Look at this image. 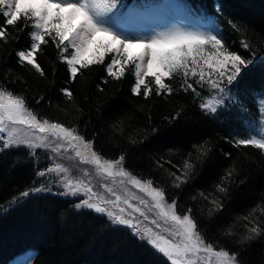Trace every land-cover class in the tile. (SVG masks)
I'll return each mask as SVG.
<instances>
[{
  "label": "trees",
  "instance_id": "16d2710c",
  "mask_svg": "<svg viewBox=\"0 0 264 264\" xmlns=\"http://www.w3.org/2000/svg\"><path fill=\"white\" fill-rule=\"evenodd\" d=\"M124 1L127 6L138 0ZM186 1L194 13L215 17L226 45L253 61L243 78L230 86L231 98L216 113H202L199 100L183 91L136 96L131 91V66L121 80L107 77L102 65L91 66L71 83L74 99L69 101L60 91L68 86L66 66L57 60L53 47L40 57L44 77L17 63L15 50L27 46L30 28L20 34L18 42L10 36L8 43H0V85L23 95L39 117L74 125L86 138L95 137V150L102 157L118 159L124 154V167L133 175L153 179L154 186L166 188L169 202L178 198L181 207L194 209L209 241L238 249L243 264H264V232L252 241L236 244L251 227L264 228V150L229 143V138H248V124L261 115L264 0ZM3 19L0 16V23ZM229 20L240 30L232 29ZM242 40L249 42L253 51L243 49ZM181 79L177 74L166 82L176 87ZM98 84L103 91L97 89ZM40 96L45 99L37 104ZM176 112L181 115L172 120ZM152 128L158 131L152 133ZM205 141L210 149L206 162L197 164L187 184L172 187L169 173L180 175L178 169L189 159L188 153L193 161L196 158L192 145ZM35 152L33 157L23 146L0 151V264L10 263L27 250L34 252L30 264H169L125 226L113 224L107 214L87 206L75 207L82 201L80 196L62 195L48 175L38 177L36 172L49 167V159L44 150ZM158 160L163 167L157 165ZM230 168H235V183L229 185L225 198L215 186ZM41 185L51 191L33 192L9 207L12 197ZM200 192L208 199L201 198ZM193 196L197 199L192 200ZM216 197L223 200L224 208L210 217V201ZM229 227L234 236L224 237L222 232Z\"/></svg>",
  "mask_w": 264,
  "mask_h": 264
},
{
  "label": "snow or ice",
  "instance_id": "6c2138e0",
  "mask_svg": "<svg viewBox=\"0 0 264 264\" xmlns=\"http://www.w3.org/2000/svg\"><path fill=\"white\" fill-rule=\"evenodd\" d=\"M120 5L121 0H0V16L4 18L0 23V43H8L10 36L18 42L20 34L30 28L27 46L15 50V55L18 64L30 66L41 77L46 76V71L42 67L40 57L46 48L53 47L57 60L66 66L68 86L62 87L60 91L69 101L74 99L71 83L91 66H104L107 77L114 80L123 79L131 66L134 76L131 91L136 96L150 98L153 95L166 96L183 91L190 93L194 101L199 100L198 108L205 114L216 113L218 108L225 104L226 98H231L230 86L241 80L253 63L252 59L231 50L219 32L214 34L213 31L175 30L150 37L125 36L115 19L119 15ZM228 24L232 29L240 30L233 21L229 20ZM10 29H14V32ZM241 47L253 51L252 45L243 40ZM177 74H181L182 79L176 87L166 82L175 79ZM103 83H107V78ZM96 87L99 91L104 90L99 84ZM44 99V96H40L36 103L39 104ZM180 115L181 112H176L171 119L175 120ZM261 115L264 117V108L261 109ZM16 125L46 134L38 137L41 141L52 137L55 141L67 142L68 148L73 149L75 155L83 162L97 165L110 176L113 175L112 169L118 168L116 174L129 177V183L151 197L154 207L159 210L158 217L170 225L164 229L168 235L153 232L150 228L142 229L141 221L131 213L126 217V209L120 207L121 197L112 192L111 188L108 191L112 192L115 199L106 200L104 204L118 208L119 213L107 206L91 203L94 193L90 187L81 185L79 181L74 184L71 179L64 178L67 191L61 193L62 195H78L82 188L85 194H91L75 207L87 206L97 213L107 214L113 224L125 226L140 241L162 254L169 264H198L199 259H203L204 264H243L238 249L221 245L219 241L208 240L201 229L200 218L192 207H181L178 198H172L169 202L165 187L154 186L153 179L138 178L128 171L124 167V154L118 159H103L95 150V137L86 138L74 125L65 126V123L39 117L26 103L23 95L15 94L0 85V134L6 133L0 135V151L23 146L35 157V150L45 145L34 143L27 138L13 137ZM9 128H12V131H9ZM150 131L155 133L158 129L152 128ZM229 143L237 147L255 146L264 150V130L259 134V138L233 137L229 138ZM50 144L51 142L48 146ZM206 145L207 141L192 145L197 153L195 160L191 159L192 153L189 152V159L184 161L182 169H178L180 175L176 172L169 173L172 177V187L179 189L187 184L197 164L206 162L210 151ZM60 147H63V144L58 143L53 151H58ZM88 154L91 160L88 159ZM225 155L231 156V153ZM167 163L171 164V161ZM157 165L163 167L160 160ZM57 171H64L60 164L39 170L36 175L44 177ZM234 173L235 168L226 169L215 186V191L223 194L225 198L229 195V185L235 183ZM41 191L51 189L43 185L31 187L12 197L9 207L31 193ZM199 196L208 199L204 192H200ZM196 199V196L192 197V200ZM140 203L145 204L146 201L141 199ZM210 203V217L224 208L223 200L219 197L213 198ZM124 204L134 212L140 213L145 220L149 219L139 206L130 204L128 200H124ZM244 219L247 220L248 217ZM151 223L157 229L161 228L157 219H152ZM262 232L264 228L253 226L248 229V235L236 241V244L242 245L252 241L261 236ZM222 235L233 237L234 233L229 227Z\"/></svg>",
  "mask_w": 264,
  "mask_h": 264
},
{
  "label": "rangeland",
  "instance_id": "374dc122",
  "mask_svg": "<svg viewBox=\"0 0 264 264\" xmlns=\"http://www.w3.org/2000/svg\"><path fill=\"white\" fill-rule=\"evenodd\" d=\"M125 1L121 0L119 15L116 19L119 27L122 29L125 36L128 37H150L157 33H167L175 30L184 31H200L208 32L213 31L214 34L219 32V27L215 17L207 16L204 14H196L189 6L186 0H138L131 4L125 5ZM133 13L129 15V13ZM135 51V49H133ZM207 71V69H205ZM230 96V92H229ZM227 99V98H226ZM260 111L264 108V98L260 100ZM248 128L251 131L250 136H257L264 130V117L260 115L258 120L250 121ZM12 131V128H9ZM0 135H6L0 134ZM46 135L35 132L26 126L16 125L15 131H13V137L19 136L21 138H27L34 143L45 146L37 148V150H44L48 154L49 167L55 164H60L64 171H57L47 174L51 178L59 190L63 193L67 191L64 187V178L71 179L75 184L77 181L83 186L90 187L92 189L91 203H98L101 206H107L110 210L119 213L118 208H113L111 205H105L104 201L114 200L112 192L121 197L120 207H124L126 212L124 215L127 217L128 213L138 218L141 221L142 229H152L153 232H159L163 235H168L164 229L170 225L165 224L162 219L157 215L158 209L154 207V202L151 197L142 192L139 188L129 183V177H122L116 174L119 169L113 168V175H108L106 171L98 167L93 163H85L80 157L75 155V151L68 148L67 142L55 141L52 137H48L46 140L41 141L39 136ZM250 136L248 138H250ZM51 142L50 146L49 143ZM63 144L58 151H53L57 144ZM88 159L91 160L90 154ZM103 159L107 160L103 157ZM111 188L112 192L108 189ZM91 194H85L83 188L80 194L72 196H80L83 199H87ZM143 199L145 204H141ZM124 200H128L130 204L139 206L141 210L149 217L145 220L140 213L134 212L132 208L124 204ZM152 219H157L161 224V228L157 229L155 225L151 223ZM32 253H26L17 257L11 264H29V260ZM203 256V254H201ZM198 264H204L203 259L198 260Z\"/></svg>",
  "mask_w": 264,
  "mask_h": 264
}]
</instances>
